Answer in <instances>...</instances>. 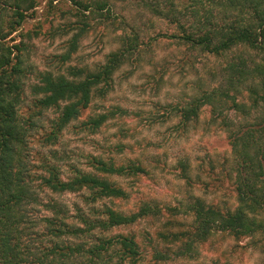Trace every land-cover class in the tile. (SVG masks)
I'll list each match as a JSON object with an SVG mask.
<instances>
[{"label":"trees","instance_id":"obj_1","mask_svg":"<svg viewBox=\"0 0 264 264\" xmlns=\"http://www.w3.org/2000/svg\"><path fill=\"white\" fill-rule=\"evenodd\" d=\"M61 1L81 13L69 29L75 33L67 53L56 57L65 65L93 28L89 15L115 25L123 2H138L142 12L172 25L170 39L191 57L218 61L215 85L185 105L168 106L163 123L176 117L174 131L184 134L197 128L209 106V122L227 133L232 154L206 158L208 169L197 168L206 178L193 176L186 158L177 161L182 179L198 184L206 199L192 196L179 206L146 200L136 212L117 209L116 201H127L128 194L112 177L150 171L140 159L117 165L91 155L90 168H83L63 141L70 129L97 134L118 111L126 113L118 108L83 120L114 90L116 73L139 60V32L118 36L119 47L99 65L69 66L65 74L34 71L29 42L51 30L23 33V26L40 1L0 0V264H171L194 260L203 250L220 260L229 240L264 250V0L48 2ZM18 37L23 40L16 43ZM68 195L79 202L61 200ZM141 222L155 226L154 235L131 231Z\"/></svg>","mask_w":264,"mask_h":264},{"label":"rangeland","instance_id":"obj_2","mask_svg":"<svg viewBox=\"0 0 264 264\" xmlns=\"http://www.w3.org/2000/svg\"><path fill=\"white\" fill-rule=\"evenodd\" d=\"M39 1L37 15L34 19H27L23 26V33L36 31L40 26L44 33L51 30L29 42L30 64L34 66V71L65 74L69 66L99 65L110 52L119 47L118 36L126 33L133 35L138 31L140 42L144 43L139 60L116 73L114 90L106 99L85 112L83 120L89 115L107 113L118 108L126 113L118 111L116 117L97 134L86 131L77 134L74 129H70L64 138L63 147L68 150L71 159L87 169L90 168L87 159L90 155L106 161L115 160L117 165H131V161L140 159V165L150 171L149 174L112 177L128 194L127 201L119 200L115 204L117 209L126 213L136 212L141 202L146 200L179 206L182 202L192 200V196L206 199L198 184L192 187L182 179V170L177 161L186 158L195 169L193 176L197 174L206 178L205 173L197 171L202 165L203 169H208L206 158L218 161L224 156L231 157L232 149L227 133L210 124L209 106L204 108L197 128L190 127L182 135L174 131L178 119L173 117L163 123V116L168 109L170 111L168 106L185 105L200 90L214 86L217 80L211 73L220 63L213 58L191 57L183 47L170 39L174 33L172 25L149 13H143L137 7L138 2H123L118 4L116 12L119 20L115 25L111 21L95 19L89 15L93 28L86 37H82L76 54L65 65L56 57L67 53L68 42L75 33L69 29L76 26L81 13L65 1ZM121 20L129 24V27L122 24ZM17 40L16 43L23 39L18 37ZM229 115L235 122L240 121L236 114ZM35 148L40 149L38 145ZM157 158L160 163L154 164ZM203 159L207 162L203 163ZM213 197L209 194L207 200ZM61 200L67 204L79 202V198L73 195L64 196ZM138 225L131 231L138 234L150 232L154 235L156 227H152L150 222ZM120 231L127 233V230ZM222 249L227 253L220 260H217L218 254L203 250L194 260H179L171 264H212L214 260L221 264H264V250L250 247L248 241L236 243L229 240Z\"/></svg>","mask_w":264,"mask_h":264}]
</instances>
